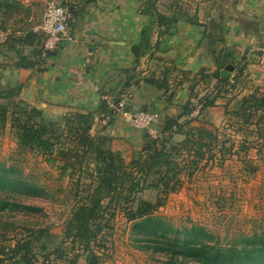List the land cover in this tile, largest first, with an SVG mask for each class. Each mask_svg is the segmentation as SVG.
Instances as JSON below:
<instances>
[{
    "label": "trees",
    "instance_id": "1",
    "mask_svg": "<svg viewBox=\"0 0 264 264\" xmlns=\"http://www.w3.org/2000/svg\"><path fill=\"white\" fill-rule=\"evenodd\" d=\"M156 5L157 0H140V13L154 18L159 36H163L176 18L157 12ZM68 10L73 12L72 8ZM31 16V10L20 2L0 0V29L8 33L0 51L13 53L16 69L37 68L42 72L52 52L44 47L46 36L33 31ZM10 20L13 23L8 27ZM213 78L215 87L186 109L184 122L167 118L158 121L156 136L143 132L141 152L128 164L111 149L109 136L102 130L92 132V113H66L55 120L48 119L20 98L21 85L0 91V129L9 124L21 152L41 157L61 175L67 173L76 186L70 216L57 236L48 228L35 229L10 221L17 215L42 212L23 200L44 198L48 192L22 178L15 167L0 164V264H78L82 256L85 264H101L96 251L104 246L106 231L111 229L116 214H122L132 224L139 247L162 255L166 264H264V232L242 235L222 246L203 227L178 229L154 215L170 195L180 191L183 175L190 178L212 150L222 153L225 149L218 131L202 122L191 126L201 111L213 107L217 98L226 96L236 86V76L233 83L218 73ZM150 84L166 88L162 82ZM122 94L121 91L111 97L113 105L121 102ZM101 101V113L110 117L116 114L108 102ZM196 110L199 114L193 118L191 114ZM226 116L239 131L264 128V92L241 97L226 108ZM177 135L183 137L179 142L174 140ZM148 190L157 192L155 203L137 200L138 194ZM3 218L7 220L2 221Z\"/></svg>",
    "mask_w": 264,
    "mask_h": 264
},
{
    "label": "crops",
    "instance_id": "2",
    "mask_svg": "<svg viewBox=\"0 0 264 264\" xmlns=\"http://www.w3.org/2000/svg\"><path fill=\"white\" fill-rule=\"evenodd\" d=\"M16 1L31 10V24L41 21L43 13L37 11L47 0ZM60 1L73 11L68 10L66 37L47 49L52 55L42 72L16 69L13 53L0 51V91L21 85L20 98L48 119L92 113V132L109 136L111 149L126 164L140 154L143 132L132 130L117 113H101L104 96L122 91L125 110L182 123L186 109L215 87L213 75L232 65L229 78L233 83L237 77L235 88L191 123L217 131L227 107L245 95L264 92V67L255 52L264 46V0H157V12L176 18L163 36L154 18L141 15L140 0ZM182 139L174 137L176 142Z\"/></svg>",
    "mask_w": 264,
    "mask_h": 264
},
{
    "label": "rangeland",
    "instance_id": "3",
    "mask_svg": "<svg viewBox=\"0 0 264 264\" xmlns=\"http://www.w3.org/2000/svg\"><path fill=\"white\" fill-rule=\"evenodd\" d=\"M44 8L45 3L37 14L43 13ZM12 23L13 20L8 21L7 26ZM232 122L226 118L218 128L213 127L217 128L219 142L224 143L223 154L214 149L211 155H206L193 176H182L180 191L170 195L164 206L154 212L174 228L203 227L222 246L239 236L264 232V134L259 137L264 128L239 131ZM0 164L15 167L22 178L41 185L48 192L44 198L22 199L42 212L17 215L10 221L35 229L48 228L60 236L74 205L76 186L71 177L67 173L61 175L60 170L41 157L21 152L9 124L0 129ZM157 198L153 190L137 195V200L151 203ZM110 226L104 246L96 251L102 258L101 264H166L162 255L139 247L132 224L122 214H116ZM78 264H85V256Z\"/></svg>",
    "mask_w": 264,
    "mask_h": 264
},
{
    "label": "built area",
    "instance_id": "4",
    "mask_svg": "<svg viewBox=\"0 0 264 264\" xmlns=\"http://www.w3.org/2000/svg\"><path fill=\"white\" fill-rule=\"evenodd\" d=\"M69 19V12L60 0H47L41 21L33 26V31L41 32L46 36L44 43L45 49H53L54 46L66 37V25ZM8 33L0 29V45L7 38ZM258 56V63L264 67V46L255 49ZM103 99L108 102L123 121L136 132H147L156 136V125L159 117L156 113L147 111H127L124 109L123 102L113 105L111 97L104 96ZM199 111L194 112V117L198 116Z\"/></svg>",
    "mask_w": 264,
    "mask_h": 264
},
{
    "label": "water",
    "instance_id": "5",
    "mask_svg": "<svg viewBox=\"0 0 264 264\" xmlns=\"http://www.w3.org/2000/svg\"><path fill=\"white\" fill-rule=\"evenodd\" d=\"M234 67L232 65H226L220 72L219 75L221 78L227 80L229 79L231 73L233 72Z\"/></svg>",
    "mask_w": 264,
    "mask_h": 264
}]
</instances>
